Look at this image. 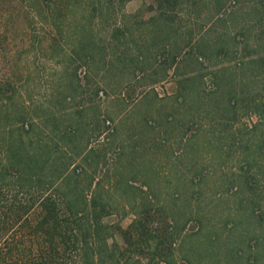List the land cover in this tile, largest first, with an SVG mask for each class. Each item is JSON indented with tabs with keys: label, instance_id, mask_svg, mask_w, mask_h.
<instances>
[{
	"label": "rangeland",
	"instance_id": "1",
	"mask_svg": "<svg viewBox=\"0 0 264 264\" xmlns=\"http://www.w3.org/2000/svg\"><path fill=\"white\" fill-rule=\"evenodd\" d=\"M45 1H0V33L34 35L12 104L112 206L109 247L141 218L173 227V264H264V0H52L57 20Z\"/></svg>",
	"mask_w": 264,
	"mask_h": 264
},
{
	"label": "trees",
	"instance_id": "2",
	"mask_svg": "<svg viewBox=\"0 0 264 264\" xmlns=\"http://www.w3.org/2000/svg\"><path fill=\"white\" fill-rule=\"evenodd\" d=\"M50 1H45L50 15L39 7L38 16L57 20ZM126 1L107 0V5L121 7ZM156 1L162 12H179L183 2ZM25 2L13 0V10L21 12ZM188 2L197 7L198 0ZM71 3L65 0L62 4L66 13ZM11 27L0 33V37L10 36V42L15 41L11 51L10 42L0 38V264H141L140 259L126 257L127 250L145 255L146 264H173L176 238L172 226L171 231L161 232L140 218L135 223L137 238L132 229H120L127 234L130 247L123 251L116 245L109 247V238L115 233L104 218L111 214L112 206L88 194L80 181L83 169L72 167L65 157L60 161L53 157L52 146L51 150L48 147L51 143H45L43 131H39L42 121L32 118L22 105L12 104L24 77L19 59L27 50L25 41L34 35L27 21ZM80 42L85 43L83 39ZM152 241L155 245L149 246ZM146 247H154L151 257H147Z\"/></svg>",
	"mask_w": 264,
	"mask_h": 264
}]
</instances>
